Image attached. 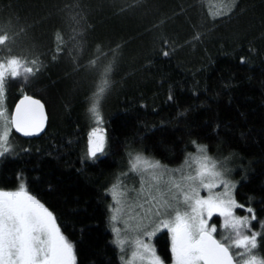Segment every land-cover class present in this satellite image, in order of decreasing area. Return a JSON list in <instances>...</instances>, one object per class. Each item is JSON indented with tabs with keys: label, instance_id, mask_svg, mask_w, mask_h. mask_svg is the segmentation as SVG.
<instances>
[{
	"label": "trees",
	"instance_id": "trees-1",
	"mask_svg": "<svg viewBox=\"0 0 264 264\" xmlns=\"http://www.w3.org/2000/svg\"><path fill=\"white\" fill-rule=\"evenodd\" d=\"M2 66L10 112L27 95L45 104L47 125L32 139L11 132L0 187L19 177L55 209L82 264H122L108 191L127 166L125 142L169 167L198 145L233 158L236 214L253 208L251 230L264 233V0H0ZM98 92L108 148L91 165L82 160ZM213 222L231 243L223 218ZM154 246L170 262L166 232Z\"/></svg>",
	"mask_w": 264,
	"mask_h": 264
},
{
	"label": "snow or ice",
	"instance_id": "snow-or-ice-1",
	"mask_svg": "<svg viewBox=\"0 0 264 264\" xmlns=\"http://www.w3.org/2000/svg\"><path fill=\"white\" fill-rule=\"evenodd\" d=\"M168 57V53L163 54ZM241 63L244 58L241 57ZM174 97L168 96L172 101ZM100 99H94L88 109L93 119L99 122ZM186 113L180 112L183 117ZM5 112L0 110V118ZM47 114L41 100L25 97L14 109L10 120H0L3 131L0 132V144L6 145L10 129L25 137L36 136L45 130ZM142 143V139H141ZM193 144H198L193 141ZM126 155L130 158V167L141 171V162L146 165L154 178H162L169 172L160 161L149 162L140 154L132 158V152H139L125 142ZM203 154L206 145H198ZM106 135L93 129L89 134L86 158L82 163H103L101 159L107 153ZM11 149L0 148V158ZM207 156L198 160L200 168L195 175L182 176L180 182L168 181L167 192L159 191L151 198L145 197L141 205L144 211L141 220L135 225L136 231L144 236L136 244L140 258H147L148 264H166V259L157 254L155 246L148 242L159 233L165 232L170 240L171 264H239L232 248L239 249L241 254L248 250V258L243 264H264V258L255 254L264 245V233L252 231L251 221L257 219L254 209L246 208L250 215L239 216L236 209L244 208L234 196L236 183L231 177V169L226 163L219 165L207 163ZM141 171V175H143ZM116 184L111 185L115 205L109 206V223L113 224L112 232L119 234L120 229L114 226L121 211V203ZM222 188V191L215 189ZM207 195H201V191ZM214 218H223L225 227H230L235 238L228 243L229 237L217 239V226ZM146 221V222H145ZM248 230L250 234H245ZM120 241H114L119 244ZM0 264H82L78 258L76 244L65 234L60 217L46 201L31 192L26 183L19 182L14 188L0 187Z\"/></svg>",
	"mask_w": 264,
	"mask_h": 264
},
{
	"label": "rangeland",
	"instance_id": "rangeland-1",
	"mask_svg": "<svg viewBox=\"0 0 264 264\" xmlns=\"http://www.w3.org/2000/svg\"><path fill=\"white\" fill-rule=\"evenodd\" d=\"M4 67L13 69V67L10 65ZM4 67L2 66V68H0V110H3L5 112V116L0 118V120H10L11 119L10 105L6 100V98L4 97L1 88L4 74H7V71L4 70ZM99 93L100 92L96 93L92 101L94 99H100V101L102 100L103 95L101 96V94ZM90 118H91V130L89 131V134L93 129H98L100 134L104 135V132L101 128V120L97 122L95 119L92 118L91 115ZM2 131H3V127L0 126V132ZM11 132L12 129H10L7 144L6 145L0 144V148L10 147ZM88 140H89V135H88ZM202 155L207 156L209 158L207 161L209 165L211 164L219 165L221 163H226V166L229 169H232L233 166H235V164H233L234 162L233 158L224 157L219 154L210 155L206 151L202 154L199 151V147L196 146L194 151L186 157L183 163H180L179 165L173 167L166 166L169 169V172L165 174L162 178H154L152 175H150L148 171L144 170L146 168V165H143L142 162L140 168L144 174L141 175V171H136L132 167H130V158L127 161V166H125L121 171H118L116 174H114L111 177L109 186L111 187V185L113 184L117 185L115 191L118 193L121 201L119 205L121 211L117 214L118 215L117 221L114 222V226L120 229V233L118 235L114 234L112 230L111 233L113 237V242L116 240L120 241V243L118 245L115 244V246L118 249V252L120 253L122 264H148L147 258H144L142 260L140 258V255L138 254L139 250L136 241L138 238L143 240L144 236L138 233L135 228V225L140 222L141 214L144 211V208L141 207V205L145 203L144 198L148 197L150 199L151 198L150 193L152 195H158L159 191L167 192V189L169 187L168 185L169 180L180 182L182 180V176H186L189 174L195 175L200 168V163H198V160ZM135 156L132 155V158L134 159ZM142 157L145 158L144 156ZM147 160L149 162H154L149 159ZM233 176L234 173L233 171H231L230 179L233 182H235ZM215 190L222 191L223 189L218 188ZM108 194L110 197V201L108 205V210H109L110 205H115V201L112 198L111 188L109 189ZM201 195H207V193L202 190ZM112 227L113 224H110V229H112ZM148 242L154 245V239ZM234 249L236 248H232L233 253H234ZM247 253L248 250L244 249L242 254L241 252L235 254L236 259L239 261V264H243V261L248 258V255H246ZM166 264H171V260Z\"/></svg>",
	"mask_w": 264,
	"mask_h": 264
},
{
	"label": "water",
	"instance_id": "water-1",
	"mask_svg": "<svg viewBox=\"0 0 264 264\" xmlns=\"http://www.w3.org/2000/svg\"><path fill=\"white\" fill-rule=\"evenodd\" d=\"M25 97H29V96H27V95L22 96V97H21V98H20V99L14 104V106H13V108H12V111H11V117L14 115V109H15V107L17 106L18 102H19L20 100L24 99ZM46 125H47V123H46ZM45 128H46V127H45ZM12 131H13L14 134H16L18 137L23 138V139H32V138H36V137L40 136V135L44 132V131H43V132H41L39 135H36V136L25 137V136H23L22 134L15 132L14 128L12 129Z\"/></svg>",
	"mask_w": 264,
	"mask_h": 264
}]
</instances>
